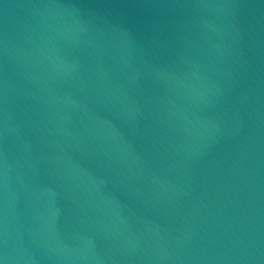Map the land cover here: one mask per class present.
<instances>
[{
  "label": "water",
  "instance_id": "95a60500",
  "mask_svg": "<svg viewBox=\"0 0 264 264\" xmlns=\"http://www.w3.org/2000/svg\"><path fill=\"white\" fill-rule=\"evenodd\" d=\"M0 264H264V0H0Z\"/></svg>",
  "mask_w": 264,
  "mask_h": 264
}]
</instances>
